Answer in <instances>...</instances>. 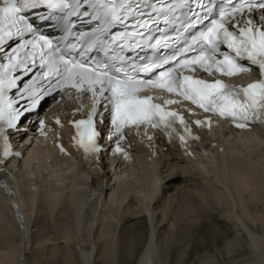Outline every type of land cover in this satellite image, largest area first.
Instances as JSON below:
<instances>
[{"label":"snow or ice","instance_id":"1","mask_svg":"<svg viewBox=\"0 0 264 264\" xmlns=\"http://www.w3.org/2000/svg\"><path fill=\"white\" fill-rule=\"evenodd\" d=\"M30 15L40 21L55 15L52 27L64 33L71 32L72 18L91 27L64 41L41 32ZM181 39L184 47L160 55L169 40ZM146 48L155 53L150 59ZM97 49L103 58L93 55ZM254 70L260 79L243 88L197 75ZM65 89L90 94L87 118L72 124L73 139L94 160L105 150L106 127L117 152L129 126L167 132L179 121L191 134L182 116L142 95L149 89L182 97L237 127L264 124V0H0V167L11 159L23 119ZM36 123L43 132L44 120L38 116ZM179 139L187 146L184 135Z\"/></svg>","mask_w":264,"mask_h":264},{"label":"bare ground","instance_id":"2","mask_svg":"<svg viewBox=\"0 0 264 264\" xmlns=\"http://www.w3.org/2000/svg\"><path fill=\"white\" fill-rule=\"evenodd\" d=\"M238 136L244 144L232 145L233 153L214 150L203 160L205 170L197 169L215 194L193 176L185 182L169 176L162 192L171 190L174 196L161 216L150 222L142 211L133 215L114 211L117 221L97 230L92 248L78 249L81 242L75 241L88 206L82 195H74V203L68 204L56 193L59 188L49 193L41 188L26 191L23 199L1 190L8 204L0 206V264H264V211L253 212L249 206L259 195L264 199V166L251 160L262 146L251 133ZM190 167L196 171L192 163ZM157 187L152 190L155 194H148L153 205L159 204L154 201ZM197 190L203 192L204 204L197 202ZM28 201L37 204L34 218L27 210ZM223 204L231 209L228 220L236 229L235 238L213 226ZM25 241L31 243L30 249L21 245Z\"/></svg>","mask_w":264,"mask_h":264},{"label":"rangeland","instance_id":"3","mask_svg":"<svg viewBox=\"0 0 264 264\" xmlns=\"http://www.w3.org/2000/svg\"><path fill=\"white\" fill-rule=\"evenodd\" d=\"M258 144L260 143L258 142ZM245 154L247 155V152ZM61 159L66 160L63 158ZM251 160L255 161L257 166L263 167L264 166V150H260L256 153L253 152V154L251 155ZM29 164L31 163L27 162L20 169L19 168L16 169L14 179L11 180L9 183L10 186L14 189V191L16 190L15 192L17 193L19 192L18 193L19 195L17 193L14 194V197L16 198L21 197L23 199V195L25 194V192L30 191L31 183L32 185L33 184L35 185L34 177H32V174L29 172L31 171L33 167L31 166L29 167ZM66 164H71V163L66 162ZM188 165H191V163ZM42 168H43V164L40 163L39 165H36L33 170L35 172L39 171L40 173L42 171L46 175V177L44 178L43 176L42 177L40 176V181H39V189L41 188L43 192L46 191L49 193L50 191H53L59 188L60 190H58L56 193L61 194L64 202L68 204H72L74 203V201L72 200L74 195L76 194L82 195V193H78V192L84 191V188L86 191H88L87 183L86 182L84 183L83 181H82V184L80 183V181L84 180V178L81 175H79V173L75 174V177L73 176L72 180H69L71 178H69L68 175L67 177L69 179L66 178L65 174L67 172L65 170H62L60 166L49 165V167H47L46 169H42ZM184 169H187V168L183 167L181 170L182 171L181 173H183L186 177L192 176L191 167H190V172H191L190 174L188 173L189 171H186ZM173 171L174 170L166 171L164 175L162 176V179L159 178V180L165 179L166 176H168L170 173H174ZM196 172H198V174L200 175V172L197 170V168H196ZM129 173L130 172L125 173L124 176L127 177L128 176L127 174ZM180 176L181 175H179V177ZM195 177L203 185L204 188H206L207 190L209 189L213 194L216 193L214 188L208 187V184L204 181L202 177L196 176V175ZM64 178L65 180H63ZM75 178L77 179L74 180ZM52 179H54L53 180L54 182L52 181ZM129 179L131 180H128V186H123L121 188L115 185L108 193H106L104 198L98 199L99 202L97 201L96 204L94 203L92 205L93 209L91 210V212H89L86 215L85 218H83L81 225L78 227V233L76 234L77 237L75 240L76 242L77 241L81 242L78 244V249L79 247H82L84 245L90 246L92 248L95 241L97 240L95 239L97 237V234H95L97 230L106 223H114L117 221V219L113 216L114 211H119L121 213H128L129 215L131 214L133 215L138 211H142V215H145L148 221L152 222V217L154 216L156 218L157 216H161L165 208H168L169 203L173 201L174 192H172L171 190L167 191L166 189L163 192V194L159 196V204L156 203V205L155 204L153 205L154 202L150 204L148 194L149 193L155 194L154 191L152 192L154 181L153 179L148 178L144 174V172H140V170L137 167H135L134 169H131V174L129 176ZM167 179L165 180L166 182L164 184H167V182H169L170 179L169 178ZM195 193L197 195V202L204 204L202 200L203 192L201 190H197V192ZM84 198L89 199L87 195ZM253 199L254 200L252 201L255 204L250 203L249 205L250 209L253 212H256V209H257V212H263L264 211L263 196L259 195L258 197L253 198ZM154 201H156V198L154 199ZM7 204H8L7 197H3L2 194H0V206H6ZM194 204H197V203H194ZM36 205L37 204L35 202L32 203L31 201H28L27 203V210L32 216V218H34L38 214ZM254 205L257 207H255ZM218 208L219 210L217 213H215V216H214L213 226L215 228L217 227L224 231L229 232L230 237L235 238L236 233H237L236 229L234 225H232V222L230 223L228 220L229 217L232 216L231 209L227 205H224V204L220 205ZM148 215H150L149 218H148ZM168 224H169L168 222L165 223L166 226ZM22 244L25 248L29 246L28 248L30 249L32 247L31 243L28 241H25V243L24 242L21 243V245ZM24 251L27 253L28 250L24 249Z\"/></svg>","mask_w":264,"mask_h":264}]
</instances>
